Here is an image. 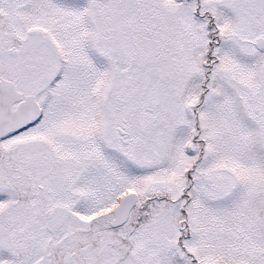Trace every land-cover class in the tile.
Returning <instances> with one entry per match:
<instances>
[{"label":"snow or ice","instance_id":"obj_1","mask_svg":"<svg viewBox=\"0 0 264 264\" xmlns=\"http://www.w3.org/2000/svg\"><path fill=\"white\" fill-rule=\"evenodd\" d=\"M0 264H264V0H0Z\"/></svg>","mask_w":264,"mask_h":264}]
</instances>
